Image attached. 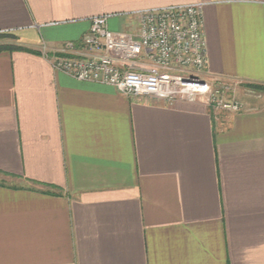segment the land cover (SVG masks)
I'll return each instance as SVG.
<instances>
[{"label":"crops","instance_id":"1","mask_svg":"<svg viewBox=\"0 0 264 264\" xmlns=\"http://www.w3.org/2000/svg\"><path fill=\"white\" fill-rule=\"evenodd\" d=\"M196 2L202 76L264 85V0H0V32L41 51H0V264H264V94L213 111L50 60L95 15L131 29V12Z\"/></svg>","mask_w":264,"mask_h":264},{"label":"built area","instance_id":"2","mask_svg":"<svg viewBox=\"0 0 264 264\" xmlns=\"http://www.w3.org/2000/svg\"><path fill=\"white\" fill-rule=\"evenodd\" d=\"M111 13L89 19L90 28L79 42H67L52 57L55 69L81 80L116 87L132 97H151L211 105L220 90L207 71L208 50L203 3L174 4L128 14L131 29L109 27ZM238 102L224 107L239 110Z\"/></svg>","mask_w":264,"mask_h":264},{"label":"rangeland","instance_id":"3","mask_svg":"<svg viewBox=\"0 0 264 264\" xmlns=\"http://www.w3.org/2000/svg\"><path fill=\"white\" fill-rule=\"evenodd\" d=\"M7 34H2L0 36V42L4 43H19L20 38L14 32H5ZM214 88L215 90L219 89L220 93H217L215 101L211 105H207L212 108L213 111H227V112H239L242 110V97L243 96H251L258 95L261 96L264 94V89L252 88L247 85V82L244 81H233L230 79L224 78H213ZM204 103L202 101H199ZM233 103L238 102L241 106L239 110H234L230 108L224 107L225 103ZM206 105V104H205Z\"/></svg>","mask_w":264,"mask_h":264},{"label":"trees","instance_id":"4","mask_svg":"<svg viewBox=\"0 0 264 264\" xmlns=\"http://www.w3.org/2000/svg\"><path fill=\"white\" fill-rule=\"evenodd\" d=\"M4 34H7L5 32H0V36ZM27 51V52H32V53H37L40 54L41 51L37 49L30 48L28 46H25L21 43H4L0 42V51ZM248 86H251L252 88H258V89H264L263 84H258V83H247ZM42 185L46 186L48 189H46V193H53V194H58L62 193V188L56 185L52 184H47V183H42Z\"/></svg>","mask_w":264,"mask_h":264}]
</instances>
